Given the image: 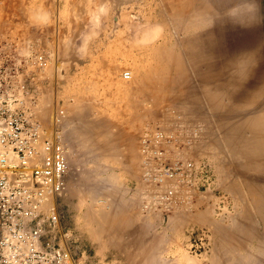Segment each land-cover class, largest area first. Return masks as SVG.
Returning a JSON list of instances; mask_svg holds the SVG:
<instances>
[{
  "label": "rangeland",
  "instance_id": "374dc122",
  "mask_svg": "<svg viewBox=\"0 0 264 264\" xmlns=\"http://www.w3.org/2000/svg\"><path fill=\"white\" fill-rule=\"evenodd\" d=\"M243 1L232 0L217 14L224 21L208 13L210 22L196 24L210 0H0V90L27 100L44 136L52 132L57 109L63 110L58 128L69 172L56 209L79 264H264V194L251 193L258 180L264 183V142L252 137L264 131V0ZM167 75L176 90L190 82L191 92L188 82L181 87L186 98L181 90L175 93L184 99L169 95ZM241 121L245 131L253 130L251 138ZM154 129L171 135L160 143L165 161L192 162L175 178L146 177L142 137ZM228 140L236 142L233 148ZM248 146L256 149L252 158L263 161L257 157L252 169ZM243 177L254 178L244 184ZM234 181L239 194L229 187ZM168 187L174 195L162 199ZM248 204L257 224L242 210ZM244 220L255 237L241 239L231 230L243 229Z\"/></svg>",
  "mask_w": 264,
  "mask_h": 264
},
{
  "label": "built area",
  "instance_id": "2783aa9c",
  "mask_svg": "<svg viewBox=\"0 0 264 264\" xmlns=\"http://www.w3.org/2000/svg\"><path fill=\"white\" fill-rule=\"evenodd\" d=\"M38 59L45 64L43 56ZM26 103L19 94L0 90V264H79L80 254L72 249V235L53 202L67 189V147L58 128L63 110L55 113L52 135L44 136ZM170 136L154 129L142 137L148 179L175 178L182 165H192L164 160L160 143ZM173 195L168 187L161 198Z\"/></svg>",
  "mask_w": 264,
  "mask_h": 264
},
{
  "label": "bare ground",
  "instance_id": "6f19581e",
  "mask_svg": "<svg viewBox=\"0 0 264 264\" xmlns=\"http://www.w3.org/2000/svg\"><path fill=\"white\" fill-rule=\"evenodd\" d=\"M234 1H235V0H234ZM242 1H243V0H242ZM245 1H246V0H245ZM178 2H179V1H178ZM190 2H199V3L201 2V3H202V0H190ZM190 2H189V4H190ZM231 2H232V0H210V2H208V3H206V4L203 3L204 6H203V9H202V11H201V14L199 13V14L196 15V14L193 13L194 16L196 15V16L194 17V20H195L194 22H195L196 24H197L198 22H199V23L210 22V21H209V18H210V17L207 18V16H206L208 13H210L211 15H217L218 13L221 12L222 9L227 8L228 5H229V3H231ZM243 2H244V1H243ZM180 3H181V2H180ZM201 3H200V4H201ZM246 3H247V1H246ZM248 3H249V2H248ZM177 4H178V3H177ZM235 4H236V3H235ZM237 4H238V0H237ZM186 5H187V3H186ZM186 5L183 6V8H184L183 10L186 9ZM196 5H197V4H196ZM238 5H239V4H238ZM190 6H191V5H190ZM193 6H194V5H193ZM180 7H182V6H180ZM180 7H179V8H180ZM235 7H236V6H235ZM235 7H234V8H235ZM229 8H231V7H229ZM240 8H241V6H240ZM250 8H252V6H250ZM178 10H179V9H178ZM180 10H181V8H180ZM187 10H189V9H187ZM190 10H191V9H190ZM251 10H252V9H251ZM251 10H250V11H251ZM239 11H241V9H240ZM245 11H247V10H245ZM250 11H249V12H250ZM252 11H253V10H252ZM180 12H181V11H180ZM183 12H184V11H183ZM185 12H188V11H185ZM179 14H180V13H179ZM187 14H188V13H187ZM193 14H190V16H191V15L193 16ZM235 14H236V13H235ZM238 14H240V13H238ZM177 15H178V14H177ZM249 15H250V13H249ZM187 16H188V15H187ZM190 16H189V17H190ZM217 16H218V15H217ZM236 16H237V15H236ZM245 16L247 17V15H245ZM245 16H244V17H245ZM252 16H254V14H252ZM189 17H188V18H189ZM241 17H243V15H242ZM246 17H245V19H246ZM248 17H249V16H248ZM199 18H200V19H199ZM204 18H205V19H204ZM213 18H216L215 22H219L220 20L224 21V20L222 19L223 17L220 18V17L218 16V17H213ZM238 18L240 19V15H239ZM189 19H190V18H189ZM186 20H188V19L186 18ZM240 20H241V19H240ZM184 21H185V19H184ZM222 21H221V22H222ZM237 21H239V20H237ZM189 23H190V22H189ZM162 43H163V42H162ZM186 44H187V42H186ZM160 46H161V44H160ZM260 46H261V45H260ZM154 47H155V46H154ZM156 47H157V46H156ZM155 49H156V48H155ZM157 50H158V49H157ZM254 50H255V49H254ZM144 51H145V50H144ZM165 51H168V50H165ZM165 51H164V52H165ZM255 51H256V50H255ZM255 51H250V52H251V53L254 52L253 54H255ZM153 52H155V51H153ZM169 53H170V50H169ZM189 53H190V52H189ZM191 53H192V52H191ZM193 53H194V52H193ZM246 53H247V52H244V56H245V55L247 56ZM152 54H154V53H152ZM160 54H161V53H160ZM160 54H159V55H160ZM194 54H195V53H194ZM241 54H242V53H241ZM241 54H240V56H241ZM155 55H156V54H155ZM190 55H193V54H190ZM250 55H251V54H249L248 56H250ZM160 56H162V55H160ZM170 56H171V54H170ZM197 56H198V57H197ZM238 56H239V55H238ZM242 56H243V54H242ZM252 56H253V55H252ZM158 57H159V56H158ZM164 57H165V55H164ZM192 57H195V56L193 55ZM196 57L199 59V55H196ZM153 58H154V57H153ZM166 58L168 59V57H166ZM171 58H172V57H171ZM171 58H170V61H171ZM175 58H176V56H175ZM190 58H191V57H190ZM197 58H195V59H197ZM238 58H239V57H238ZM240 58H241V57H240ZM248 58H249V57H248ZM253 58H254V57H253ZM158 59H160V58H157V60H158ZM164 59H165V58H164ZM172 59H173V58H172ZM178 59L180 60V58H178ZM195 59H192V60L195 61ZM198 59H197V61H198ZM150 60H155V58H154V59H150ZM167 61H168V60H167ZM175 61H176V60H175ZM150 62H151V61H150ZM154 62H155V61H154ZM160 62H162V60H161ZM160 62H159V63H160ZM165 62H166V61H165ZM171 62H172V61H171ZM195 62H196V61H195ZM151 63H152V62H151ZM157 63H158V62H157ZM157 63H156V64H157ZM166 63H167V65L169 66L170 63H169V62H166ZM168 63H169V64H168ZM174 63H175V62H174ZM176 63H178V62H176ZM235 63H236V62H235ZM235 63L230 62L229 64H235ZM161 64H162V63H161ZM196 64H198V62H197ZM196 64H195V65H196ZM157 65H158V64H157ZM174 65H175V64H174ZM195 65H194V66H195ZM235 65H236V64H235ZM147 66L150 67V64L148 63ZM152 66H153V65H152ZM180 66H181V65H180ZM194 66H193V68H195ZM197 66H198V65H197ZM229 66H230V65H229ZM229 66L227 65V67H229ZM149 67H148V69H149ZM165 67H166V66H165ZM169 67H170V66H169ZM182 67H183V66H182ZM227 67H226V68H227ZM167 68H168V67H167ZM178 68H179V67H178ZM183 68H184V67H183ZM233 68H234V66H231V70H232V71H233ZM151 69H152V68H151ZM162 69L164 70L163 67H162ZM175 69H176V68H175ZM195 69H196V68H195ZM195 69H194V70H195ZM227 69H228V68H227ZM163 70H162V71H163ZM165 70H166V69H165ZM169 70H170V69H169ZM169 70H168V72H169ZM150 71H151V70H150ZM180 71H181V70H180ZM229 71H230V67H229L228 72H229ZM234 71H238V70H237V65H236V68H234ZM234 71H233V72H234ZM158 72H160V70H159ZM184 72H185V71H184ZM187 72H188V71H186V73H187ZM230 72H231V71H230ZM233 72H232V74L234 75L235 72H234V73H233ZM161 73H162V72H161ZM161 73H159V74H161ZM163 73H164V72H163ZM163 73H162V74H163ZM178 73H179V72H178ZM178 73H177V74H178ZM181 73H182V72H181ZM148 74H149V73H147V75H148ZM152 74H153V73H151V75H152ZM156 74H158V73L156 72ZM175 74H176V72H175ZM177 74H176V75H177ZM151 75H150L149 77L154 78L153 75H152V76H151ZM155 76H156V75H155ZM187 76H190V75H187ZM157 77H158V76H157ZM168 77L171 78V75H170V76L167 75V79H168V80H166L167 82H168L169 79H170V78H168ZM173 77H174V76H173ZM181 77H182V75H181ZM183 77H184V76H183ZM183 77H182V78H183ZM163 78H164V77H162V79H160V80H163ZM188 78H189V77H188ZM188 78H186V79L188 80ZM216 78H217V77H216ZM244 78H245V77H244ZM148 79H151V78H148ZM164 79H165V78H164ZM176 79H179V78L177 77ZM186 79L184 78V79H182V80H186ZM143 80H144V81H143L144 84L147 86V81H145V80H147V77H145V79H143ZM160 80H159V81H160ZM182 80H178V81L176 80L177 83H178V85H179V83H180ZM192 80H193V79H191V81H192ZM244 80H245V79H244ZM141 81H142V80H141ZM152 81H153V79H152ZM152 81H151V82H152ZM159 81H158V82H159ZM164 81H165V80H164ZM166 81H165V82H166ZM143 82H142V83H143ZM187 82H188V81H186V83H187ZM192 82H193V81H192ZM142 83H141V84H142ZM153 83H154V81H153ZM168 83H169V84H170V83H171V84H172V83L175 84L174 86H176V88H177V84L174 83V81H172V79H171V81L168 82ZM183 83H184V84H183ZM186 83H185L184 81H182V83H180L181 86L179 85V87H178L179 90H181V89H182L181 87L184 86ZM189 83H190V82H188V85H187V84H186V85L189 86ZM160 84H161V83H160ZM160 84H159V85H160ZM171 84L168 85V86L173 87ZM182 84H183V85H182ZM192 84H193V83H192ZM218 84H219V83H218ZM234 84H235V83H234ZM153 85H154V84H153ZM159 85H156V86L158 87ZM186 85H185V86H186ZM146 86H145V88H146ZM148 86H150V85H148ZM156 86H155L154 88H157ZM160 86H161V85H160ZM166 86H167V85H166ZM166 86H164L163 89H165ZM185 86H184V87H185ZM187 86H186V87H187ZM191 86H192V85L189 86V87H190L189 89L187 88V91H188V92H189V90H190V92H191ZM260 86H261V85H260ZM162 87H163V85H162ZM170 87H169V88H170ZM261 87H263V86H261ZM261 87H259V88H261ZM142 88H143V86H142ZM169 88L166 87V89H168L167 91H169V95H171V97H172V94H170V93H173V97L176 98V96L178 95V97H179V98L177 97L178 99H184V98H180L179 93H177V95H176L175 92H177L178 89L176 90V89L173 87V88L176 90V91H174L173 88H171V89H169ZM140 89H141V88H140ZM157 89H159V88H157ZM172 89H173V90H172ZM185 89H186V88H185ZM185 89H182V90L185 91ZM143 90H144V89H143ZM159 90H161V89H159ZM171 90H172V92H170ZM179 90H178V92H180ZM182 90H181V93H183ZM138 91H139V90H138ZM161 91H162V90H161ZM161 91H159L158 93L160 94ZM164 91H165V90H164ZM164 91H163V93H164ZM144 92H145V91H143V93H144ZM260 92H261V91H260ZM262 92H264V91H262ZM145 93H146V92H145ZM147 93H148V92H147ZM165 93H166V94H162V92H161V94L164 95V97L166 96V97H165V99H166L169 95L167 96V92H166V91H165ZM185 93H186V92H185ZM174 94H175L176 96H175ZM258 94H259V92H258ZM183 95H185V94L183 93ZM183 95L181 94V97H183ZM188 95H189V93H188ZM261 95H262V93H261ZM263 95H264V94H263ZM147 96H148V95H147ZM149 96H150V95H149ZM216 96H217V94H216ZM162 97H163V96H162ZM173 97H172V98H173ZM186 97H187V94L185 95V98H186ZM189 97H190L191 99L193 98L192 95L189 96ZM258 97L261 98L260 95H259ZM146 98H147V97H146ZM149 98H150V97H149ZM158 98H159V99H164V98H160V96L157 97V99H158ZM175 98H174V99H175ZM213 98H214V97H213ZM167 99H170V97L167 98ZM193 99H194V98H193ZM258 100H259V99H258ZM257 102H258V101H257ZM246 105L248 106V104H246ZM249 107H251L250 104H249ZM257 108H258V107H257ZM255 109H256V108H255ZM253 110H254V109H253ZM253 110H251V112H252ZM260 111H262V110H260ZM55 113H56V112H55ZM257 113H258V112H257ZM253 114H254V113H253ZM253 114H252V115H253ZM263 114H264V113H263ZM258 115H259V114H258ZM61 116H62V115H61ZM61 116H60V117H61ZM254 116H255V115H254ZM256 116H257V115H256ZM250 117H251V116H250ZM259 117H260V115H259ZM54 118H55V114H54ZM246 118H248V117H246ZM251 118H252V117H251ZM260 118H261V117H260ZM249 119H250V118H249ZM257 119H258V118H257ZM246 120H247V119H245L244 121H246ZM244 121H243V122H244ZM256 121H257V120H256ZM256 121L254 120V122H256ZM259 121H260V120H258V122H257L258 124H259ZM60 122H61V120H60ZM60 122L58 123V126L60 125V127H61ZM241 122H242V121H241ZM243 122H242V123H243ZM242 123H240V124H242ZM53 124H54V126H53V129H52V132H51L49 135H45V136H51V135H52V133H53V131H54V129H55V122H54V119H53ZM261 125H262V127H263V125H264V120L261 122ZM261 125H260V126H261ZM243 126H245V127H243ZM241 127H243L242 129L247 128V124L245 123V125H244V123H243ZM253 128H254V127H253ZM242 129H241V130H242ZM248 129H249V126H248ZM248 129H246V130H248ZM249 130H251V129H249ZM249 130H248V131H249ZM254 130H255V129H254ZM263 130H264V127H263ZM60 131H61V130H60ZM244 131H245V129H244ZM248 131H245V132H248ZM252 131H253V130H251V132H252ZM256 131H257V130H256ZM259 131H260V130H259ZM229 132H230V131H229ZM231 132H232V131H231ZM231 132H230V133H231ZM251 132L249 131V134L247 133L248 136L250 135V138H251V136H252V135H251L252 133L255 134V136H256L258 133H260V132H258V131H257L258 133L255 132V131H253L252 133H251ZM261 132H262V130H261ZM250 133H251V134H250ZM256 133H257V134H256ZM232 134H233V133H232ZM61 135H62V131H61ZM230 135H231V134H228V136H229L230 138L233 137L232 135H231V136H230ZM261 135H264V131H263L262 134H259V135H258L259 137H257V136H256V137H255V136H252V137H254V138H258V139L260 140V143L263 144V142H264V139H263V138H264V137L261 136ZM237 137H238V136H237ZM237 137H236V138H237ZM236 138H233V139L235 140ZM246 138H248V137H246ZM246 138H245V139H246ZM250 138H248V140H249ZM62 139H63V135H62ZM228 139H229V138H228ZM239 139H240V138H239ZM241 139H242V138H241ZM241 139H240V140H241ZM245 139H244V140H245ZM234 140H232V141H234ZM250 140H253V138L250 139ZM259 140L254 139L253 141L257 142V141H259ZM228 141H229V140H228ZM232 141H231V142H232ZM63 142H64V141H63ZM231 142L229 141L230 145H231L232 143H233V144L236 143V142H232V143H231ZM241 142H242V140H241ZM250 142H251V141H250ZM250 142H248V144H251V143H253V145L256 144V143H254V142H251V143H250ZM244 143H245V142H244ZM242 145H244V144H242ZM259 146H261V145H259ZM66 147H67V146H66ZM230 147L233 148L232 145H231ZM242 147H244V146H242ZM250 147H251L252 149H254V148H253L254 146H250ZM257 147H258V145H257ZM257 147H256V148H257ZM261 147H262V146H261ZM248 148H249V146H248ZM262 148L264 149V147H262ZM262 148H261V149H262ZM235 150H236V149H235ZM238 150H239V149H238ZM243 150H245V148H244V149H241L240 152H238V153H240V157H242V156H241V151H243ZM255 150H256V149H254V150L252 151V150L249 148V151H250V153H251V158H250V155H249V154H250L249 151H246V153H249V154H245L246 157L248 156V158L251 159V160H248L249 163H250V161H251V162L253 161L252 163H250V164H251V165H250V164L247 162V160H246L248 166H250V169L254 168V167H252L254 161H255L256 164H258V160H260V161L263 163L262 159H260L261 156H260V157L257 156V157L259 158L258 160L256 159L257 157H256V158L253 157V158H255L256 160H252V159H253V158H252V155H253V153H255ZM227 151H228V150H227ZM258 151H259V150H258ZM263 151H264V150H263ZM230 152H231V151H230ZM232 152H233V153H232ZM232 152L230 153V155H229L228 152H227V154L230 156V159H231V155H233L234 153H236V152H234V150H233ZM259 152L264 153V152H262V150L259 151ZM259 152H258V153H259ZM66 154H67V160H68V152H67V151H66ZM227 154H226V156H227ZM259 154H260V153H259ZM237 155H238V154H237ZM242 155H243V154H242ZM245 155H244V156H245ZM256 155H257V154H255V156H256ZM260 155H262V154H260ZM235 156H236V155H235ZM263 156H264V155H263ZM263 156H262V158H263ZM237 157H238V156H237ZM232 158H233V157H232ZM238 158H239V157H238ZM235 160H236V159H235ZM230 161H231V160H230ZM233 161H234V160H233ZM236 161L238 162L239 159H237ZM231 162H232V161H231ZM239 163H240L239 165L241 166V162H240V161H239ZM232 164H233V162H232ZM242 164H243V163H242ZM244 164H245V163H244ZM256 164H255V165H256ZM68 165H69V160H68ZM258 165H259V164H258ZM260 165H261V164H260ZM263 165H264V164H263ZM242 166H244V165H242ZM242 166H241V167H242ZM246 166H247V165H245V168H246ZM239 168H240V167H239ZM242 168H243V167H242ZM245 168H244V169H245ZM260 168H264V166H263V167L261 166ZM229 169H230V168H229ZM233 169H235V167H233ZM236 169H237V168H236ZM244 169H241L240 172H243ZM230 170H231V169H230ZM258 170H260V169H258ZM245 171H246V170H245ZM261 171H263V169H262ZM68 172H69V169H68ZM68 172H67V173H68ZM231 172H232V171H231ZM233 172H234V171H233ZM240 172H239V173H240ZM236 173H237V172H236ZM244 173H245V172H244ZM259 173H260V175L262 174L261 172H259ZM263 173H264V171H263ZM237 174H238V173H237ZM246 175H247V174H246ZM261 176H262V175H261ZM261 176H260V177H261ZM250 177H251V176H250ZM67 178H68V175H67ZM253 178H254V177H253ZM253 178H252V179H253ZM256 178H257V177H256ZM261 178H262V177H261ZM263 178H264V177H263ZM243 179H244L243 181H245L244 184L247 183L248 181H249V183L252 182V179H251V182H250V180L246 181V180H247V177H246V178L243 177ZM245 179H246V180H245ZM249 179H250V178H249ZM258 179H259V177L257 178V180H258ZM67 180H68V179H67ZM257 180H256V181H257ZM260 180H261V179H260ZM260 180H258L257 182H258V183L260 182L259 184H264L263 181H260ZM234 182H235V181H234ZM261 182H262V183H261ZM254 183L257 184V183L255 182V180H254ZM235 184H236V182L233 183V185H229V187L232 186V188H233L232 191H234V192H236L235 190H236V188H238V189H237L238 193H237V192H236V193L239 194L240 190H239V187H238V186H240V185H238V183H237L238 186L235 185ZM240 184H241V183H240ZM252 184H253V183H252ZM252 184L250 185L251 187L249 186V188H250L251 190L255 189L254 186L252 187ZM255 184H254V185H255ZM259 184H257V187H258V188H259V186H260ZM67 185H68V182H67ZM234 185H235L236 187H233ZM247 185H249V184H247ZM247 185H246V186H247ZM258 185H259V186H258ZM241 186H243V185H241ZM255 186H256V185H255ZM261 187H262V185H261ZM261 187H260L259 189L257 188V191H256V189L253 190V192H251V193H256V192H257V193H256L257 195H258V194L261 195V192H262V193L264 194V192H263L264 190H262V189L264 188V185H263V188H261ZM241 188H242V187H241ZM241 188H240V189H241ZM247 188H248V187H247ZM252 188H253V189H252ZM165 189H166V188H165ZM234 189H235V190H234ZM260 189H261V190H260ZM247 190H248V189H247ZM251 190H249V192H250ZM258 190H260L261 192L259 191V192H260V193H259ZM241 191H243V190H241ZM247 192H248V191H247ZM249 192H248V193H249ZM243 193H244V192H243ZM241 194H242V192H241ZM256 194H255V195H256ZM255 195H253V196L255 197ZM258 197H259V195L256 196L255 198H258ZM261 197H262V195H261ZM250 198H251V194H250ZM250 198H249V199H250ZM56 199H57V197L53 200V202H54V206H56ZM252 199H253V198H252ZM252 199H251V200H252ZM259 199H260V198H259ZM259 199H254V201H256V200H258V201H257V202H253V203H254V204L256 203V205H257L258 202H259V203L261 202V201H259ZM262 201H263V200H262ZM250 202H251V201H250ZM248 205H249V206H248ZM248 205H247V206H248L247 208H246V207H244V208L242 207V210H244V211L246 210V212H247V209H248L249 207L252 209L253 205H252V207H251L250 204H248ZM56 208H57V206H56ZM245 208H246V209H245ZM242 210H241V211H242ZM248 210H249V213H250L251 210H250V209H248ZM244 211H243V213L246 214V212H244ZM252 211H253V209H252ZM253 212H255V211H253ZM257 212H258V211H257ZM261 212H262V211H261ZM263 212H264V211H263ZM247 213H248V212H247ZM251 213H252V212H251ZM247 215H248V217H249L250 220H251V217H252V216H255L256 214H255V213H252V214H247ZM247 215H245V216L247 217ZM249 215H250V216H249ZM263 215H264V214H263ZM245 216H242V218H245ZM260 217H261V216H260ZM249 218H247V219L249 220ZM257 218H258V217H257ZM245 219H246V218H245ZM252 219H253V221H255V220L257 221V220H258V219L253 218V217H252ZM240 220H241V218H240ZM240 220H238V221L240 222ZM235 221H236V220H235ZM244 221H246V222H244ZM244 221H243V225H244V223L247 224L248 221H247V220H244ZM261 221H262V220H261ZM257 223H258V221L255 222V224H257ZM238 224H239V223H238ZM241 224H242V223H241ZM253 224H254V223H253ZM255 224H254V226L256 227ZM234 225H235V224H234ZM261 225H262V224H261ZM239 226H240V224H239ZM239 226H237V227H238L237 229H235L236 227L234 228V226H233L234 229L232 228L231 230H232V231L235 230V231L241 233V234H239V236H240L241 239L247 237V235L251 233L250 230H249L248 228L245 229V228H246L245 225H244L243 227H241V228H243V229H241V230L238 231V229H240ZM247 227H248V226H247ZM251 228H252V227H251ZM252 229H253V228H252ZM254 230H255V229H254ZM254 230H253V231H254ZM235 231H234V233H236L237 236H238V233L235 232ZM228 233H229V232H228ZM236 234H235V235H236ZM232 235H233V234H232ZM250 235H251V234H250ZM253 235H254V234H253ZM262 235H263V234H262ZM229 236H231V235H229ZM237 236H235V238H236ZM239 236H238V237H239ZM242 236H243V238H242ZM251 236H252V235H251ZM256 236H257V235H256ZM263 236H264V235H263ZM225 237H226V236H225ZM227 237H228V236H227ZM232 237H234V236H232ZM232 237H231L230 239H233ZM248 237H249V236H248ZM252 237H255V236H252ZM228 238H229V237H228ZM250 238H251V237H250ZM236 239H238V238H236ZM250 240H251V239H250ZM256 241H257V240H256ZM219 243H220V242H219ZM259 243H262V241L259 242ZM237 244L239 245V243H237ZM220 245H221V244H220ZM220 245H219V246H220ZM228 245H229V244H228ZM231 245H232V244H231ZM238 245H237V246H238ZM224 246H225V245H224ZM263 246H264V243H263ZM226 247H227V246H226ZM226 247H225V248H226ZM228 247H230V246H228ZM246 247H247V246H246ZM231 248H232V247H231ZM231 248H230V249H231ZM238 248H239V247H238ZM227 249H228V248H227ZM225 250H226V249H225ZM240 250H241V249H240ZM246 250L248 251L249 249H246ZM246 250H245V251H246ZM223 251H224V249H223ZM226 251H227V250H226ZM226 251H225V252H226ZM231 251H233L234 253H237V252H238L237 250H236V252H235L233 249H232ZM255 251H256V249H255ZM257 251H259V250H257ZM261 251H263V250H261ZM225 252H224V253H225ZM241 252H242V251H241ZM238 253H239V252H238ZM263 253H264V252H263ZM263 253H261V254H263ZM248 254H249V253H248ZM248 254H247V259L250 258V257H249L250 254H249V255H248ZM241 257H243V254L240 256V259H239V260H240V261L242 260V263H244L245 260H243V258L241 259ZM244 259H245V258H244ZM247 259H246V260H247ZM245 263H246V261H245ZM249 263H250V262H247L246 264H249Z\"/></svg>",
  "mask_w": 264,
  "mask_h": 264
}]
</instances>
